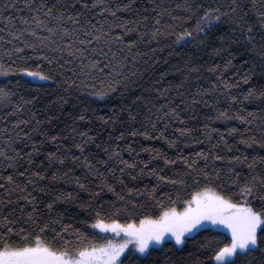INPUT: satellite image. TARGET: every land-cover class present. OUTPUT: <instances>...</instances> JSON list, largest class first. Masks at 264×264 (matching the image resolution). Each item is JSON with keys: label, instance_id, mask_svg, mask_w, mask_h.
<instances>
[{"label": "trees", "instance_id": "16d2710c", "mask_svg": "<svg viewBox=\"0 0 264 264\" xmlns=\"http://www.w3.org/2000/svg\"><path fill=\"white\" fill-rule=\"evenodd\" d=\"M108 2L115 6L117 3H128L129 0H108ZM27 3L34 6L55 5L54 12L63 11L66 26L70 30L79 31L81 37L84 29L94 31L88 23L89 20L97 27L103 25L107 29L111 26L113 37L123 33L122 28L113 25V19L116 23L132 21L133 23L128 24V27L136 28V31L125 34L124 42L111 39L110 43L105 44L101 40L97 48L103 47L106 55H101L97 50L95 53L87 52L86 57L78 55L70 57L66 43L59 37H51L43 29L37 31L39 36L48 38L44 43H41L36 36L30 35L29 31L21 34V29L36 27L25 25L20 20L21 16L36 15L26 7ZM83 3L84 0H0V37H3L0 40V57L7 60L4 56L5 49L23 48L22 52H14L16 64L26 66L30 71H42L52 77L42 83H36L24 73L12 74L7 78L11 80L8 87L15 96L10 104H0V149L13 156L15 153L11 148H15L23 156L19 161L20 165L30 167V172L43 169L47 174V179L39 182L38 185H29V191L37 197L40 215L45 220L49 216L55 220L59 215L64 225L70 226V229H80L86 235L99 231L91 229L94 211L85 205L91 204L96 208L99 202L104 204L105 208H109L113 201L117 205L124 203L117 200L113 192L99 191L101 179H107L117 192L125 196L128 195V188L139 189L142 194L140 196L132 194L133 199L140 203L147 201L146 207L137 209L135 213L122 212L120 215L122 222L135 219L138 223L145 214L153 216L159 214V207H151L153 202L147 198V191H151L154 186L157 199H162L167 205L171 197V200L175 201L174 206L181 209L183 201L190 198L193 191L204 186L205 178L198 177L199 185L193 182L192 175L184 177L185 185L158 182L156 175L149 174L153 168L157 169L159 175L173 178L191 170L186 169L183 162L178 159L175 164H166L165 160L154 152L141 151L145 147L156 149L171 159H176L178 155L196 159L195 153L201 149L205 152L211 151L213 156L216 154L223 156V160L210 158V161L206 162L201 158L197 161L201 168L208 164L206 171L210 173L209 186L216 187L218 191L226 190L225 185L228 188H235L230 182L231 179L236 178L234 172L229 171L230 164L235 168V172L240 173L241 182L247 180L250 174L247 164L252 161L253 156H264V148L258 144L249 147L241 143L240 133L229 134L228 129L236 127L241 129L244 136L259 137L261 121L257 119L252 125H246L238 120H217L215 117L218 115V110L229 108V105H232L230 114L240 108L258 112L260 101L233 104L231 96L226 95L222 86L217 90V81L223 79L236 83L237 86L230 91L241 99L250 86L264 84V62L258 55L264 47V24H261V18L257 15L260 0H255L256 7H253V0H235V2L233 0H131L127 10L118 12L116 18H109L107 22L97 10L91 9L90 6L85 9ZM185 3L192 5L191 11L184 7ZM208 7H220L221 11L235 8L236 12H229L228 16H222L210 27H205L197 39L185 38L178 41L177 35L180 32L195 29L197 20ZM165 9L167 11L164 15L157 17V14ZM77 13L82 14L77 15ZM68 15L78 19L80 25L67 21ZM104 16L108 14L105 13ZM157 18L161 20L159 25L155 23ZM248 25L253 29L252 41L247 39ZM157 28L161 30L160 35L157 39H152V32ZM13 34L18 35L19 39H14ZM193 35L196 36L194 31ZM52 39L56 40L54 45L51 44ZM129 40L137 41L131 51L127 47ZM26 43H35L37 47L35 49L25 47ZM57 46H64L65 51H57ZM216 49H219V52ZM132 57L135 59L133 60ZM230 58L232 67L225 70L223 65ZM94 59L100 60L103 64L111 60L113 65H123L121 69L124 73L123 79L114 85V91L108 92L103 98L93 93L101 90L102 80L114 81L116 75L115 73L108 75L110 68H105L103 73L85 68L82 73L81 67L90 64ZM216 65H220L219 72L224 73L222 77L219 72L209 71ZM88 72L93 75L86 77L85 74ZM244 73L251 75L248 84L240 80V75ZM93 76L96 78L93 79ZM4 83L6 78L0 81V85ZM164 89L168 91L161 96ZM206 89L211 90L207 95ZM171 108L176 109L179 118L170 112ZM165 112L169 115L165 116ZM81 115L86 118L80 120ZM132 116H135V119H132ZM152 124H156L155 129L152 128ZM205 124L208 125L207 129L204 127ZM184 128L192 129V132L181 136L179 130ZM145 130L150 133L148 137L131 134L133 131L140 133ZM81 132H87L89 137L94 138L93 142L85 145L83 153L75 147L81 139H87L79 135ZM160 132H164L167 139L160 138ZM205 132L211 135V141L204 135ZM120 133L124 134L123 139L119 138ZM221 133L224 135V141H227V146L220 140ZM153 135L156 138H153ZM52 136H57L58 140L52 141ZM193 137L201 142L193 143ZM168 139L175 140L176 146H170ZM129 145L135 151H130ZM213 145L217 146L213 148ZM33 146L39 148L38 153H32ZM105 148L108 152L104 151ZM57 149L60 154L68 157L63 165L58 162L49 164L47 161V153L55 152ZM28 153H32L31 166L27 163ZM73 153L80 158L78 161L71 159ZM109 153H119L120 157L114 156L109 160ZM233 155L240 156L242 160L244 157L248 159L243 163H236L230 160ZM85 157L92 166V172H89L88 167L85 166ZM121 158L129 162L135 161L137 167L126 168L120 163ZM103 161H108L107 165ZM142 161L148 162L146 168ZM10 163L12 161L0 157V175L15 174L16 169L7 166ZM122 168L123 174L119 171ZM142 168L145 169L143 174L140 171ZM106 169H112V172ZM262 170L264 164L257 161L256 171ZM97 171L104 173V176L96 175ZM64 172H68L67 178L63 177ZM216 172H219L220 179H216ZM52 173H57L59 178L52 180ZM73 177H80L81 183L99 192V195L93 199L92 191L79 188ZM26 179L27 176L17 177L22 186ZM121 179L123 183H120ZM5 182L0 180V183ZM41 187H46L47 191L40 192ZM59 193H71V196L67 200H58L53 209L49 210L46 207L47 203ZM18 195L19 193H13L11 199L15 202ZM177 195L180 197L179 200ZM6 196L4 190L0 189V197ZM25 203L19 201V204ZM5 204L7 207L0 205V215L7 214L13 209L14 215L20 216L16 203L7 204L5 199ZM30 210L29 205L27 211ZM230 239L224 232L205 228L189 237L182 247L171 241H165L161 247L155 248L152 255L144 259L142 264H215L212 259L214 249L228 243ZM209 242L211 247H202ZM125 264H140V262L132 257L131 260H125ZM247 264H264V256L259 253L253 254L247 258Z\"/></svg>", "mask_w": 264, "mask_h": 264}, {"label": "snow or ice", "instance_id": "6c2138e0", "mask_svg": "<svg viewBox=\"0 0 264 264\" xmlns=\"http://www.w3.org/2000/svg\"><path fill=\"white\" fill-rule=\"evenodd\" d=\"M235 2V0H233ZM131 5V0L128 3H117L112 6L108 0H84L83 7L88 9L89 6L93 10H97L98 14L104 19L105 22L109 18H116L117 13L122 10H127ZM14 7V5H13ZM26 7L36 13L32 17L21 16L20 20L25 25H35L32 29H21L20 32L23 34L25 31H29L30 35L36 36L40 39L41 43L47 40V37H41L38 34L37 29H43L51 37H59L62 42L67 45V53L70 57H86L87 52L93 53L99 51L101 55L104 53L103 47L97 48L100 41L103 40L105 44L111 42V39H116L120 42H124L125 34L136 31V28L128 27V24L133 23L132 21H124L122 23H116L113 19V25L117 28H122L123 33L113 37L111 26L107 29L103 25L97 27L96 24H92L91 20L88 23L91 25L94 31H88L84 29L83 36L76 29L70 30L66 26L65 14L63 11L54 12L55 5L49 7L47 4H41L40 6H34L31 3H27ZM181 7V5H177ZM184 7L188 10H192V5L185 3ZM253 7H256L255 0H253ZM164 11L157 14V17L164 15ZM229 12H236L235 8H229L228 11H221L220 7L211 8L208 7L203 12L202 16L196 22L195 29L196 36L193 35V31L184 30L177 35V40L185 38L197 39L199 34L204 31L205 27H210L215 21H219L222 16H228ZM107 13L108 16H104ZM82 13H77L81 15ZM257 15L261 18V24H264V0H260L259 8L257 9ZM147 19V17H144ZM173 19H178L173 17ZM241 19H243L241 17ZM67 21H71L75 25H80V21L75 19L72 15L67 16ZM155 23L159 25L161 20L157 18ZM253 29L251 25L247 26V32L249 33L247 39L253 40L251 35ZM161 30L159 28L152 32L151 38L157 39L160 35ZM14 39H19L18 35L13 34ZM3 37H0L2 40ZM223 39V38H222ZM11 43V41H9ZM56 43L55 39H52L51 44ZM137 43L136 40H129L127 47L129 51ZM83 45H89V48L82 47ZM25 47L35 49L37 45L35 43H26ZM59 52H64V46H57ZM23 48L5 49L4 56L7 57L5 60L0 57V77L6 78V83L0 85V104L7 105L12 102V98L15 93L9 89L8 84L11 80L7 79L14 73L21 72L26 73L33 78L40 80L51 79V75L44 74L42 71H30L26 66H20L16 64L14 59V52H22ZM219 52V49H216ZM111 52V48H109ZM115 58V53L112 54ZM258 55L262 62H264V47L261 48ZM127 59V57H125ZM134 60L135 57H132ZM51 63V61H49ZM83 65V62H82ZM123 65H113L112 61L109 60L107 64H103L100 60L94 59L88 65L81 67V72H84L85 68H92L103 73L105 68H110L111 71L108 73L111 76L113 73L116 75V80L108 82L101 81L103 87L101 90L94 92L93 94L103 98L108 92L114 91V85L123 79L124 73L121 70ZM224 69L227 70L232 67L231 58L226 61L223 65ZM220 65H216L209 71L219 72ZM134 74V73H133ZM92 76L91 72L85 74ZM222 77L224 73L219 72ZM239 75V73H237ZM96 77L93 76V79ZM251 79L250 73H244L240 75V80L245 84L249 83ZM83 84V82H82ZM223 87L226 95L231 96L233 104H243L245 101H260L257 111H249L247 108H240L235 113L230 114V108L218 110V115L215 119L220 120H238L241 124L252 125L257 119L261 121L259 130L261 135L244 136L241 129L232 127L228 129L229 134L240 133V142L251 147L254 144L260 145L264 148V84L258 86H250L247 91L243 94L241 99L237 95L231 93V89L236 87V83L232 81H226L220 79L217 81V90ZM168 91L164 89L161 92V96ZM210 89L205 90L207 95ZM207 103V101H205ZM164 107V105H161ZM170 112L179 118L175 108H171ZM165 116L169 113L165 112ZM86 117L81 115L80 120H84ZM135 119V116L131 117ZM103 119V117H101ZM27 123L26 121H21ZM107 123V121H105ZM153 129L156 128V124L151 125ZM167 125H165V128ZM204 127L207 129L208 125ZM181 136L190 134L192 129L184 128L180 129ZM213 131H219L213 129ZM251 131V129H246ZM132 135H143L148 137L150 133L145 130L144 132L137 133L133 131ZM27 135V133L25 134ZM79 135L87 137V139H81L80 143L75 144V147L84 152V147L87 143L93 142L92 137L88 136L87 132H81ZM205 136L211 141L212 137L209 133L205 132ZM120 139L124 138V134L120 133ZM153 138H156L153 135ZM160 138L167 139L164 136V132H160ZM11 139V138H10ZM52 141H57V136L51 137ZM220 140L224 141L223 133L220 134ZM193 143H200L201 141L193 137ZM170 146L175 147L176 141L168 139ZM227 146V141H224ZM217 145H213V148ZM11 148V145H9ZM130 151H135L129 145ZM11 151L15 155L10 156L8 153L0 149V157H3L6 161H12L8 164V167L16 169L15 174L0 175V180L6 181L0 183V189H3L7 194L6 197H0V205L16 203L20 216L14 215L13 209H10L7 214L0 215V264H125V260H131L135 257V261H139L142 264L144 259L152 255L155 250V245L164 243L165 238L170 236L174 238L176 245H183L185 241L193 234H198L200 231L205 230L206 226H222L230 232L231 239L228 243H224L222 246H217L213 251V257L215 264H247V258L253 254L259 253L264 256V170L257 172L256 164L257 161L264 164V156H253L252 161L247 164L250 169L249 178L243 182L239 180L240 173L235 172V168L230 164L229 171L234 172L235 177L231 179V184L235 185V188H228L225 185L226 190L218 191L216 187L209 186L210 173L206 171L208 164L206 163L204 168H201L197 161L203 159L208 162L211 159L223 160L224 157L218 154L212 155L211 151L205 152L203 149L195 153L196 159H190L183 155H178L176 159H171L166 155L161 154L158 150L152 148H142L141 151L154 152L157 156H160L165 160L166 164H175L176 160H180L186 166V169L191 172H185L184 175L173 178L171 176L159 175L157 169L153 168L149 174L156 175L157 180L165 181L173 185H185V176L192 175L193 182L197 185L200 184L198 177L203 176L205 178V184L203 187L196 191H193L190 198L183 201V207L178 209L175 207V201L169 197V203L166 205L162 199H157L156 187L154 186L151 191H147V198L153 202L151 207H159L158 215H143L142 218L137 220H126L121 221L120 215L124 213H135L137 209L146 207V203H140L133 199L132 194L140 196L142 193L139 189L128 188V195H122L117 192L112 184L108 183L107 179H101L99 185V191H110L115 193L117 200L124 201L123 204L117 205L113 201L109 208H105L104 204L98 202V207L93 208L91 204L85 205L88 208H92L94 211V218L91 222V229L99 230L93 231L90 235H86L80 231V229L72 228L64 225L61 222L59 215L53 220L51 216L45 220L39 213L37 208V197L32 195L29 191V185H38L39 182L47 179V174L42 169L41 171L30 172V167H23L19 161L23 159L21 152L15 148H11ZM108 152V149H104ZM39 148L33 146L32 153H38ZM32 153H28V165L31 166L33 163ZM120 157L119 153H109V160L113 157ZM68 157L64 154L59 153V149L55 152L47 153V161L49 164L58 162L63 165ZM73 161H78L80 158L74 153L71 156ZM247 157L243 160L240 156L233 155L230 160L236 163H243L247 161ZM43 163V162H42ZM107 165L108 161H103ZM120 163L125 165L126 168L135 169L137 164L135 161L129 162L128 160L120 159ZM147 167V161H142ZM85 166L88 167L89 172H92V166L88 162V158L85 157ZM23 168V170H20ZM108 172H112V169H106ZM123 174L124 169H119ZM143 174L145 169H140ZM96 175L103 177L104 173L97 171ZM114 175V173H112ZM131 175V173H129ZM216 179H220L219 172H216ZM27 176L26 181L23 182V186L18 182L17 177ZM63 177H68V172L63 173ZM52 180H57L59 177L57 173L51 174ZM135 178V177H133ZM79 188L92 191L93 199L99 195L94 189H89L85 183L80 182V177L72 178ZM123 183V180H120ZM40 192H46V187H41ZM13 193H19L14 202L11 199ZM167 195V194H165ZM71 196V193H59L55 198L50 199L46 207L52 210L58 200H67ZM180 197L177 195V200ZM25 201V204H19V201ZM255 202V203H254ZM31 206V210L27 211V207ZM87 222V221H86ZM111 234V235H109ZM75 241V243H74ZM87 241V242H85ZM131 245V250L129 246ZM202 247H211V242ZM139 254V255H137Z\"/></svg>", "mask_w": 264, "mask_h": 264}, {"label": "rangeland", "instance_id": "374dc122", "mask_svg": "<svg viewBox=\"0 0 264 264\" xmlns=\"http://www.w3.org/2000/svg\"><path fill=\"white\" fill-rule=\"evenodd\" d=\"M24 74H25V76H26L27 78H29L31 81L36 82V83H42V82L46 81V80H40V79H38V78H33L32 76H29V75H27L26 73H24ZM3 79H4V77H0V81L3 80ZM206 228H210V229H213V230H217V231L224 232V233L228 234V236L231 238L230 232H229L227 229L223 228L222 226H219V227H217V226H206ZM109 235H111V234H109ZM193 235H194V234H193ZM193 235H191V236H193ZM191 236H190V237H191ZM165 241H171V242L175 243L174 238H172V237H170V236L166 237V238H165ZM165 241H164V242H165ZM175 244H176V243H175ZM162 245H163V243L160 244V245H155L154 248H159V247H161ZM183 245H184V244H183ZM183 245H177V246H178V247H182ZM129 250H131V245L129 246ZM137 255H139V254H137Z\"/></svg>", "mask_w": 264, "mask_h": 264}]
</instances>
